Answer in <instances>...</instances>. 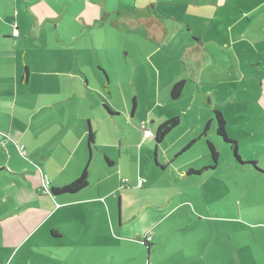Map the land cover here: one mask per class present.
Segmentation results:
<instances>
[{"label":"crops","instance_id":"0c3cea01","mask_svg":"<svg viewBox=\"0 0 264 264\" xmlns=\"http://www.w3.org/2000/svg\"><path fill=\"white\" fill-rule=\"evenodd\" d=\"M129 1L0 0V264H120L114 247L123 248L124 241L141 233L159 236L162 218L179 201L184 203L182 180L195 178L191 182H199L204 194L211 189L212 171L214 189L238 191L241 177L257 176L256 170L253 164L236 160L218 135L215 109L225 117L239 152L245 153L241 158L264 169V155L256 156L258 148L264 153V140L258 138L264 136V0H151L153 7L147 2L142 8ZM127 23L146 26L154 41L164 39L171 29L181 35L182 41L174 37V51L163 53L165 64L168 58L174 61L167 66L166 90L157 86L147 118L141 112V85L153 75H163L161 66L149 55L136 60L128 80L122 75L113 80L108 71L111 61L107 64L105 56L115 53L109 52L108 42L101 46L94 41L109 26ZM184 57L196 62L188 74L194 94L210 96L213 106L194 98L201 120L188 130L184 142L177 143L176 137L167 140L178 125L157 148L154 139L145 137L141 123L156 131L178 116L171 87L188 81L180 76L179 59ZM122 65L117 62V72ZM230 66L233 70L228 71ZM207 69L218 78L215 83L204 75ZM140 70L146 73L141 76ZM256 78L258 91L220 90L227 81L249 80L253 87ZM125 82L132 89L125 88ZM115 92L120 103L113 100ZM221 105H231L232 110ZM207 140L219 151L215 168H210ZM201 141L206 152L196 151L188 163L176 162L183 150ZM246 143L256 151L242 149ZM87 165L86 188L65 194L43 191L44 175L52 188L59 187L78 178ZM190 168L203 171L188 174ZM123 178L128 179L124 186ZM139 178L146 179L142 187L137 185ZM133 218L149 224L126 234Z\"/></svg>","mask_w":264,"mask_h":264},{"label":"rangeland","instance_id":"374dc122","mask_svg":"<svg viewBox=\"0 0 264 264\" xmlns=\"http://www.w3.org/2000/svg\"><path fill=\"white\" fill-rule=\"evenodd\" d=\"M147 2L153 7L151 0H146L145 2L143 0H130L129 4L130 6L136 4L137 7L142 8ZM129 25L128 23L127 25H115L117 28L109 26L108 31L96 35L94 41L101 46L108 42L109 48L112 47L109 52L115 53L111 58L105 56L107 64H109L108 60L111 61V64L108 65V71L113 80L118 75H122L125 79H127L126 76H132V70L137 65L136 60H146L149 55L153 62L161 66L163 75L156 74L152 77L149 75L151 78L144 81L146 84L141 85L144 95V107L141 108V112L147 118L149 108H154L153 105L156 102L155 89L160 85L162 91L166 90L164 85L168 81L166 75L167 66L174 61V58H168L170 60L165 64L163 60L166 59V56L163 53L165 50L168 51V49L169 51H174V37L180 40L181 35L176 34L174 29H171L167 35L163 36L164 39L159 37V39L154 41L150 39L146 26L141 25L134 28ZM202 36L208 38L210 35L202 34ZM190 43H192L191 40ZM158 47L162 48V50L158 51ZM118 61H123L120 72H117ZM182 61L187 64H182ZM127 62L129 65L126 64ZM190 62L186 57L179 59L180 76L188 81L182 98L177 99L175 106L173 103H168L169 106H174L177 110L176 112L180 116V123L179 128L173 130V134H170L167 140L170 137H172V140L176 137L177 143L184 142L189 135L188 130L201 120V114L198 106L195 105L196 99L194 98L199 99L201 102L204 99V95L198 98L194 94L193 89L195 86L188 74H190L189 67L195 65L196 62ZM143 66H145L146 72L150 71L149 64L145 62ZM184 67L185 70H183ZM186 67H188V71H186ZM228 69V71L233 70V66L228 67ZM168 70L170 71L169 68ZM210 70L204 71V75L210 78L209 83H215L218 78L210 76ZM140 71L141 76L146 73L142 70ZM193 77L196 78L197 76ZM259 82V79L256 78L253 87H251L249 86V80H245L242 83L227 81L226 85L220 87V90L223 92L225 90L224 87H226L241 94L244 88H248L255 92L261 89ZM129 86H131V83L127 84L125 82V88ZM132 87L133 85L131 89ZM205 87L207 88L209 85ZM112 88L117 89L114 81ZM204 91L207 92L208 90L205 89ZM116 95L117 92H115L113 100L120 103L121 99L117 98ZM205 101L208 108L213 106L210 96L205 98ZM221 106L232 110L231 105ZM161 109L165 110L166 108L161 107ZM171 109L174 110L172 107ZM155 111L157 113V110ZM235 112L239 113L238 110H235ZM227 118L229 119L228 115ZM263 137L260 136L258 138L263 141ZM226 146L232 153L230 145L226 144ZM206 149L204 141L197 142L193 145V148L179 154L176 162L188 163L190 162L189 160L196 157V151L199 153L206 152ZM242 149H251V152L256 151L250 143L243 144ZM261 151L262 149L258 148V151H256L257 157L264 155ZM241 153L245 155L244 152H240V155ZM152 154L153 159H155V147ZM263 164L264 160H262ZM253 168L256 170L257 176L247 177L244 175L241 177V188L233 192L227 189H223V191L214 189L213 184L216 182H213L214 174L212 171L209 172L211 189L205 191L204 194L203 188L199 189L198 187L199 182H191L195 178L182 180L185 185L183 188L184 203L179 201L176 209L168 213V217L162 218V224L157 228L159 236L155 237L152 235L153 241L149 246L144 243L145 237L141 233L138 238L133 237L130 241H124L123 248L114 247L113 250L118 255L116 258L117 262H121L120 264H264V169L261 168L262 171H260L255 166ZM182 181L178 182L180 187L183 186L181 185ZM166 207H163V211L160 212L163 216L166 215ZM148 224V221L140 222L137 218H133L129 221V230L125 233L133 235L138 230H143ZM122 255L124 257H121Z\"/></svg>","mask_w":264,"mask_h":264},{"label":"trees","instance_id":"16d2710c","mask_svg":"<svg viewBox=\"0 0 264 264\" xmlns=\"http://www.w3.org/2000/svg\"><path fill=\"white\" fill-rule=\"evenodd\" d=\"M17 26V25H15ZM17 33V35L15 34ZM18 31H15L14 32V36H18ZM25 80L27 81L28 78H29V70L28 68H26V74L24 76ZM185 80H179L178 82L174 83L171 87V95H172V98L177 100L179 99L181 96H182V93L184 91V88H185ZM135 105V103H134ZM214 120L217 124V133L220 137H222V139L227 142L229 145H230V148L232 150V153L234 155V157L236 158V160H238L239 162L241 163H249V164H253L258 170L262 171L258 165H257V162L256 161H252V162H245L243 161V159L241 158V155H240V152H239V147H238V142L237 140H235L234 138H231L228 133H227V130H226V119L225 117L223 116L222 112L219 110V109H215L214 110ZM180 123V116H176L164 123H162L156 131H154L152 128L148 127L147 124L145 122H142L141 123V128H142V131L144 133V130L145 129H150L152 131V135L151 136H146L145 133V137L147 138H151V139H154L155 141V146L158 148V146H160V144L165 140L166 136L168 135V133L176 126H178ZM209 124V123H207ZM208 125H206V129L204 131V134H206V131L208 129ZM89 143L92 144L94 142V134L93 132L90 133L89 135ZM189 147L192 146V143L188 145ZM185 147V149H187V147ZM207 146H208V149H209V152H210V155L212 157V162L213 164L210 166V168H215L217 167L218 163H219V151L217 149V147L211 142V141H208L207 140ZM21 153L23 155L26 154V151L24 149V146H21L19 147ZM185 150H183L184 152ZM156 156V155H155ZM156 158V157H155ZM154 160V163L157 164L156 160ZM89 165H87L82 173L80 174V176L74 180H72L71 182L69 183H66L62 186H59V187H51L50 186V181L47 177V175H44V187L42 188L44 192L46 193H54V194H65V193H76L84 188H86L89 184V174H90V170H89ZM203 169H200V170H196V169H193V168H190L187 173L190 174V173H200L202 172ZM143 179L144 181L142 182L141 185H139V181ZM146 179L144 178H139L138 179V187H142L145 183ZM122 186L126 185L128 183V179L127 178H123L122 181ZM145 239L143 240L145 244H147L148 246L151 244L152 242V237L147 234L144 236Z\"/></svg>","mask_w":264,"mask_h":264},{"label":"built area","instance_id":"2783aa9c","mask_svg":"<svg viewBox=\"0 0 264 264\" xmlns=\"http://www.w3.org/2000/svg\"><path fill=\"white\" fill-rule=\"evenodd\" d=\"M15 34L17 35V33H15ZM144 133H145L146 136H151V135H152V131H151L150 129H145V130H144ZM143 181H144V180L141 179V180L139 181V185H141Z\"/></svg>","mask_w":264,"mask_h":264}]
</instances>
